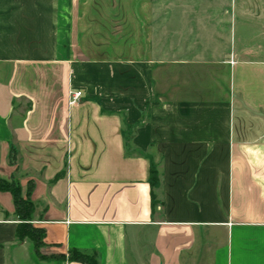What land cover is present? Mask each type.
I'll return each instance as SVG.
<instances>
[{
    "label": "crops",
    "instance_id": "crops-1",
    "mask_svg": "<svg viewBox=\"0 0 264 264\" xmlns=\"http://www.w3.org/2000/svg\"><path fill=\"white\" fill-rule=\"evenodd\" d=\"M0 180V264H264V0H0Z\"/></svg>",
    "mask_w": 264,
    "mask_h": 264
},
{
    "label": "trees",
    "instance_id": "trees-1",
    "mask_svg": "<svg viewBox=\"0 0 264 264\" xmlns=\"http://www.w3.org/2000/svg\"><path fill=\"white\" fill-rule=\"evenodd\" d=\"M151 179L152 185L158 181V174L154 168L151 169ZM0 192H8L13 198L15 215L20 221L16 231L18 241H23L25 239L30 240L33 243L35 254L39 258H43V256L39 254V249L44 245V232L40 229L32 227L29 223L34 212V204L29 198L32 192V185L29 184L26 198H23L20 186L16 181L11 180L10 182H7L0 180ZM38 232L40 235H37ZM67 260L81 264H99L98 258L95 254H85L77 250H71L68 253Z\"/></svg>",
    "mask_w": 264,
    "mask_h": 264
},
{
    "label": "built area",
    "instance_id": "built-area-1",
    "mask_svg": "<svg viewBox=\"0 0 264 264\" xmlns=\"http://www.w3.org/2000/svg\"><path fill=\"white\" fill-rule=\"evenodd\" d=\"M82 98V91L71 89L68 93V103L69 105H73L78 103Z\"/></svg>",
    "mask_w": 264,
    "mask_h": 264
},
{
    "label": "rangeland",
    "instance_id": "rangeland-1",
    "mask_svg": "<svg viewBox=\"0 0 264 264\" xmlns=\"http://www.w3.org/2000/svg\"><path fill=\"white\" fill-rule=\"evenodd\" d=\"M37 235H40V234H39V232H38V234H37ZM40 249H42V247H41ZM40 249H39V251H40ZM39 254L41 255V251L39 252Z\"/></svg>",
    "mask_w": 264,
    "mask_h": 264
}]
</instances>
